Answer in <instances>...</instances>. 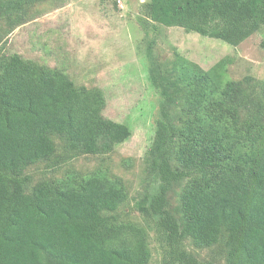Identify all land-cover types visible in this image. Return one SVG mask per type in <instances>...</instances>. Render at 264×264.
<instances>
[{
	"label": "trees",
	"instance_id": "trees-1",
	"mask_svg": "<svg viewBox=\"0 0 264 264\" xmlns=\"http://www.w3.org/2000/svg\"><path fill=\"white\" fill-rule=\"evenodd\" d=\"M143 9L147 21L231 46L264 25V0H148ZM220 68L184 61L154 74L149 182L134 205L142 224L122 214L129 189L107 168L31 185L28 168L110 153L131 131L103 116L99 89L1 54L0 264H148L149 231L161 264H264V80H226Z\"/></svg>",
	"mask_w": 264,
	"mask_h": 264
},
{
	"label": "rangeland",
	"instance_id": "rangeland-1",
	"mask_svg": "<svg viewBox=\"0 0 264 264\" xmlns=\"http://www.w3.org/2000/svg\"><path fill=\"white\" fill-rule=\"evenodd\" d=\"M147 1L0 0V55L18 54L59 68L76 86L99 89L105 100L103 116L131 131L110 153L70 160L56 157L28 168L31 185L46 178H62L67 171L107 168L129 189L122 214L142 224V215L134 205L149 182L146 169L160 96L156 85L162 81L154 74L170 75L184 61L203 71L221 62L219 70L226 80H264V25L231 46L180 27L147 21L143 12ZM170 198L174 207L175 195ZM148 243V264H161L162 251L151 231ZM185 246L192 252L190 242ZM196 251L200 259L210 252Z\"/></svg>",
	"mask_w": 264,
	"mask_h": 264
}]
</instances>
